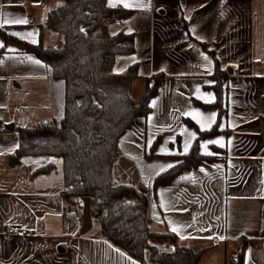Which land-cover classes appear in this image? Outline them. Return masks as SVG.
Returning <instances> with one entry per match:
<instances>
[{
    "label": "crops",
    "instance_id": "obj_1",
    "mask_svg": "<svg viewBox=\"0 0 264 264\" xmlns=\"http://www.w3.org/2000/svg\"><path fill=\"white\" fill-rule=\"evenodd\" d=\"M64 3L0 0V29L10 36L0 32L1 173L14 172L26 158L14 155L18 127L63 116L64 83L54 80L24 43L63 48L65 40L49 28L48 18ZM107 5L130 15L101 26V35L127 33L135 40V52L115 56L108 71L124 75L135 65L139 77L163 76L150 114L134 119L119 140L113 184L148 197L153 232L174 234L181 246L194 251L207 249L198 264H230L242 251L244 264H264V0H107ZM201 43L229 73L226 115L217 132L200 139V152L214 160L154 187L155 178L190 151L199 131H210L218 120V109L211 106L215 61ZM146 86L147 80L145 91ZM212 114L209 125L206 118ZM55 165L49 174L33 176L44 165L37 166L24 184L3 179L0 264H140L102 238L101 231L95 237L79 235L77 215L63 214V162ZM57 168L58 180L53 177ZM32 183L38 187L31 188ZM56 218L61 220L58 236L48 235L47 230L56 229ZM11 227L27 234L10 238ZM161 245L171 248L167 240Z\"/></svg>",
    "mask_w": 264,
    "mask_h": 264
},
{
    "label": "trees",
    "instance_id": "obj_2",
    "mask_svg": "<svg viewBox=\"0 0 264 264\" xmlns=\"http://www.w3.org/2000/svg\"><path fill=\"white\" fill-rule=\"evenodd\" d=\"M128 15V11L108 7L107 0H65L48 18L49 28L63 36L65 46L47 49L41 42L38 45L24 43L26 51L47 66L51 77L64 83V112L60 120L18 127L19 144L14 155L17 159L60 157L64 209L77 215L82 222L84 199L89 198L93 217H99L101 237L140 264H198L207 249L194 251L181 246L174 234L153 232L148 197L112 182L119 140L134 119L150 114V102L158 94L163 78L162 75L148 78L146 91L136 103L132 82L139 77L137 66H131L124 75L105 70L115 56L134 53L135 40L133 34L127 33L102 36L100 27ZM0 32L5 34L1 29ZM201 46L215 61L216 101L211 106L218 109V120L210 131H199L190 151L180 156L179 164L158 175L154 187L202 162L214 160L200 152V139L217 132L226 115L228 89L225 80L229 73L220 67L218 59L204 43ZM55 168V163H49L32 175L49 174ZM164 240L169 242L170 249L160 247ZM243 255L242 251L237 261L231 260L230 264H244Z\"/></svg>",
    "mask_w": 264,
    "mask_h": 264
},
{
    "label": "rangeland",
    "instance_id": "obj_3",
    "mask_svg": "<svg viewBox=\"0 0 264 264\" xmlns=\"http://www.w3.org/2000/svg\"><path fill=\"white\" fill-rule=\"evenodd\" d=\"M104 30L105 29H103L102 31H104ZM102 36H104V33H102ZM105 70H108V66H105ZM146 80H147L146 77H139L133 82L134 86H133V94L132 95H133V98H134L136 103H139L142 99V96H143L144 91H145ZM21 107L25 109L24 103ZM50 162H55L57 164L59 162H62V159L60 157H55V156H53V157L50 156V157H36V158L26 157V158H24L22 160V164L20 166H18L16 168V170H14V172H12V173H10V172L1 173L0 172V188L6 187V182L3 179H7V180L9 179V182H10L11 178H13V179L18 178L21 181H23L22 184H24V182L28 179L29 173L34 168H36L37 166L46 165ZM60 171H61V169L57 168L54 172L53 177L56 178L57 180H58V177H60V175H61ZM19 184H21V183L14 181V184H13L14 188L15 189L20 188ZM11 185L12 184L9 183V187H8L9 189L11 188L10 187ZM62 185H63V183H62ZM33 187L37 188L38 186L35 183H32L31 188H33ZM63 203H64V201H63ZM63 210H64L63 214L66 215L68 212L65 209H63ZM47 222H48V220H47ZM52 222H53V225L55 226L56 229H54L52 231L47 230V234L48 235L49 234L57 235L59 233V229L61 228L60 227L61 226V220H60V218H56ZM82 223H83V221H82ZM80 229H81V227H80ZM80 229H79V232H80ZM100 231H101V227H100L99 222L94 221L93 228L87 235L95 237L96 235H99ZM160 247L167 249V247H164V245H161Z\"/></svg>",
    "mask_w": 264,
    "mask_h": 264
},
{
    "label": "water",
    "instance_id": "obj_4",
    "mask_svg": "<svg viewBox=\"0 0 264 264\" xmlns=\"http://www.w3.org/2000/svg\"><path fill=\"white\" fill-rule=\"evenodd\" d=\"M84 202L85 207L83 211V223L79 232L80 236L87 235L92 230L94 221H99V217H93L92 215L91 200L89 198H85Z\"/></svg>",
    "mask_w": 264,
    "mask_h": 264
},
{
    "label": "snow or ice",
    "instance_id": "obj_5",
    "mask_svg": "<svg viewBox=\"0 0 264 264\" xmlns=\"http://www.w3.org/2000/svg\"><path fill=\"white\" fill-rule=\"evenodd\" d=\"M129 6L130 5L125 4V7H129ZM4 23L27 24L28 21L27 20H12V21H7L6 20V21H4ZM13 35H17V34L16 33H13ZM26 35L29 36V37H31L33 34L32 33H27ZM21 38H24V37H21ZM32 42L34 43L35 41L33 40ZM0 46H2V45H0ZM29 59H31V58H29ZM33 63L39 64L40 62L39 61H33ZM206 119L208 120L209 125H210L211 121H213L215 119V114H212L211 117H208ZM201 128L203 130V128H204V125L203 124L201 125ZM192 135L194 136V134H192ZM212 143H220V141H212ZM205 147H206V145H205ZM185 151H187V144L185 145ZM169 167H171V165H169ZM173 231H175V229H173Z\"/></svg>",
    "mask_w": 264,
    "mask_h": 264
},
{
    "label": "built area",
    "instance_id": "obj_6",
    "mask_svg": "<svg viewBox=\"0 0 264 264\" xmlns=\"http://www.w3.org/2000/svg\"><path fill=\"white\" fill-rule=\"evenodd\" d=\"M6 234L8 237L12 238V237L17 236V235H26L27 230H24V229L23 230H17L15 228L11 227V228H8ZM237 259H238V256L234 257V260H237Z\"/></svg>",
    "mask_w": 264,
    "mask_h": 264
}]
</instances>
